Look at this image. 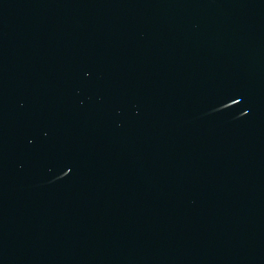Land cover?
<instances>
[{
    "label": "water",
    "instance_id": "1",
    "mask_svg": "<svg viewBox=\"0 0 264 264\" xmlns=\"http://www.w3.org/2000/svg\"><path fill=\"white\" fill-rule=\"evenodd\" d=\"M0 264H264V0H0Z\"/></svg>",
    "mask_w": 264,
    "mask_h": 264
}]
</instances>
